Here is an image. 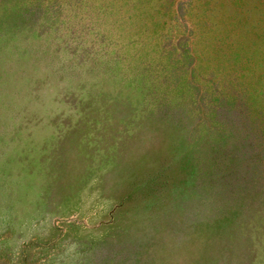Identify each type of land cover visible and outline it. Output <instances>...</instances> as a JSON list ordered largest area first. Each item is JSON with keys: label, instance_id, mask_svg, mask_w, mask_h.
Wrapping results in <instances>:
<instances>
[{"label": "rangeland", "instance_id": "1", "mask_svg": "<svg viewBox=\"0 0 264 264\" xmlns=\"http://www.w3.org/2000/svg\"><path fill=\"white\" fill-rule=\"evenodd\" d=\"M0 264H264V0H0Z\"/></svg>", "mask_w": 264, "mask_h": 264}]
</instances>
